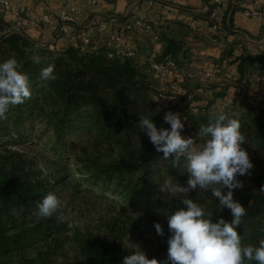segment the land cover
Wrapping results in <instances>:
<instances>
[{
	"label": "trees",
	"instance_id": "1",
	"mask_svg": "<svg viewBox=\"0 0 264 264\" xmlns=\"http://www.w3.org/2000/svg\"><path fill=\"white\" fill-rule=\"evenodd\" d=\"M9 23L0 16V63L13 57L18 61L29 76L31 98L10 107L7 119L0 120V146L26 144L38 125L37 137H50L52 154L61 158L71 153L77 156L84 168L83 180L93 191L118 196L130 205L160 206L169 216L184 207L180 202L185 198L182 194L173 196L160 191V185L170 177L186 185L188 173L183 170V162L174 167L171 158L163 159V153L155 150L139 128L140 116L152 118L160 129L170 128L164 123L166 112L180 113L182 137L203 143L197 138L199 126L219 114L210 113L197 94L165 105L166 100L157 95L156 81L134 57H111L104 49L82 50L71 42L42 44L26 31L9 30ZM189 32L187 25L176 20L156 30L163 42L158 59H172L182 66L188 57L184 36ZM34 57H39L40 63H34ZM239 58L244 72V65L256 56L245 54ZM49 65H55L58 78L42 81L40 71ZM223 114L239 120L246 137L241 147L254 165L250 175L237 177L252 190V195L234 190V200L247 209L236 230L244 244L258 245L264 239V111L232 110ZM85 139L95 147L107 144L116 149L117 159L102 162L95 158L84 144ZM17 170L21 168L0 172V264H72L66 251L69 232H74L72 238L81 264H123L120 235L113 232L112 237L102 238L73 231L63 206L62 222L55 215L41 218L37 204L49 192L54 193V182L32 180ZM188 195L205 209L206 215L212 216L213 222L221 217L232 221L230 210L221 209L210 191L197 189ZM207 196L215 200V205H208ZM250 200L253 203L248 207Z\"/></svg>",
	"mask_w": 264,
	"mask_h": 264
},
{
	"label": "crops",
	"instance_id": "2",
	"mask_svg": "<svg viewBox=\"0 0 264 264\" xmlns=\"http://www.w3.org/2000/svg\"><path fill=\"white\" fill-rule=\"evenodd\" d=\"M216 1L13 0L31 18L50 15L54 23H44L49 29H56L54 24L63 10L76 8V22L72 23L70 32L79 29L81 35H88L104 50L111 36L122 32L126 22L134 18L149 21L155 32L171 20L181 21L190 28L184 36L188 57L182 66L178 65L175 75L169 74L166 81L176 80L177 92L186 98L197 94L200 103L210 113H214L212 107L218 104L216 96L219 93L227 99L230 97V103L237 104L226 111H264V0H218L220 8L213 16L209 9L216 5ZM249 9L257 10L258 14L247 15ZM0 16L14 22V16L1 4ZM102 24L106 27L99 30ZM58 29L54 32L56 37ZM70 39L65 38V41L70 42ZM127 49L133 50L132 57L139 60L152 77L150 57L154 52L162 53L163 42L136 28L126 32L119 43V51ZM245 54L254 55L256 59L244 65L242 72L239 57Z\"/></svg>",
	"mask_w": 264,
	"mask_h": 264
},
{
	"label": "clouds",
	"instance_id": "3",
	"mask_svg": "<svg viewBox=\"0 0 264 264\" xmlns=\"http://www.w3.org/2000/svg\"><path fill=\"white\" fill-rule=\"evenodd\" d=\"M33 60L40 63L39 57ZM54 68L55 65H49L41 69L39 78L55 81L58 77ZM30 98L29 76L21 70L18 61L13 57L0 63V120L7 119L10 107L21 105ZM164 123L170 128L158 129L152 118L140 116L138 126L149 137L155 150L163 153L164 160L171 158L174 167L183 162V170L188 173L186 185L170 177L160 185V191L173 196L182 194L185 198L180 202L184 207L168 218L171 235L167 240V261L148 259L143 251L138 250L125 256L123 264H168V261L171 264H252L253 261L264 264V239L258 245L244 244L236 230L247 213L246 207L234 200V190L244 187V182L237 177L250 175L254 167L247 151L241 147L246 137L240 130L239 120L223 113L210 117L198 128L197 138L203 143H197L196 138L182 137L184 123L180 113L166 112ZM38 167L48 174L49 170L43 164ZM197 189L210 191L221 209L230 210L232 221L226 222L221 217L213 222L212 216L206 215L201 205L188 198V194ZM252 203L250 200L248 207ZM37 214L45 219L55 215L60 222L64 219L61 201L52 192L37 204ZM154 227L158 235H164L160 223H155Z\"/></svg>",
	"mask_w": 264,
	"mask_h": 264
},
{
	"label": "rangeland",
	"instance_id": "4",
	"mask_svg": "<svg viewBox=\"0 0 264 264\" xmlns=\"http://www.w3.org/2000/svg\"><path fill=\"white\" fill-rule=\"evenodd\" d=\"M27 18L28 13L23 12ZM60 20L58 18L56 29H49L42 23L39 27H32L26 30L34 39L42 44L56 42L58 45L65 43V38H71L73 34L81 32L73 30L72 25L69 32H58L57 37L54 32L60 31ZM13 23H9L10 29ZM64 38L58 40L59 38ZM57 39V41L55 40ZM71 40V39H70ZM53 46V45H52ZM170 82H165L168 84ZM205 89V88H204ZM206 92V91H205ZM183 95V94H182ZM180 92L175 93V98L165 99V105L170 101L177 103L182 96ZM220 93L216 96L218 104L213 108L214 113H222L230 106L237 105L229 102ZM231 99V98H230ZM31 136V141L26 144H9L0 146V172H10L13 168H21L18 173L25 172L30 179H43L54 182V193L60 199L61 205L67 211V220L73 231L81 235L96 234L102 238L112 237L113 232L123 238V255L128 256L134 251H143L148 259L155 258L158 261H167L168 244L167 240L171 233L168 230V218L163 207H146L142 204H126L118 196L112 194H103L99 191H93L91 186L84 182V168L78 163L77 156L74 153L70 157H57L50 151V137L44 136L38 138L39 126L37 125ZM49 143V145H48ZM84 144L89 147L92 156L102 162H111L117 159L118 152L107 144L95 147L93 144L84 140ZM48 145V146H47ZM81 151H78V155ZM43 164L48 169L45 175L38 165ZM244 183L242 192L252 195V190ZM208 205H215V200L207 196ZM209 209V208H208ZM160 223L164 229V235L156 233L154 224ZM74 232H69L70 239L66 245V251L69 262L72 264H81L78 258L76 246L73 237ZM168 264H171L168 261Z\"/></svg>",
	"mask_w": 264,
	"mask_h": 264
},
{
	"label": "built area",
	"instance_id": "5",
	"mask_svg": "<svg viewBox=\"0 0 264 264\" xmlns=\"http://www.w3.org/2000/svg\"><path fill=\"white\" fill-rule=\"evenodd\" d=\"M257 2V1H255ZM0 4L4 7V9L10 12L14 16L13 26L9 30H15L20 32H25L28 28L39 27L42 23L53 24L54 19L47 14H43L36 18H27L23 15V11L21 7L14 3L13 0H0ZM219 1H216V5L209 9L212 11V15L214 16L219 11ZM76 8L71 7L69 9H65L60 14V31L59 32H69L72 23L76 22L75 16ZM247 15H256L257 10L249 9L246 11ZM105 25L102 24L99 27V30H104ZM136 28L143 29L146 33H148L153 39L159 40L158 34L154 31L152 23L142 18H134L126 22L124 30L118 34L112 35L111 38L107 41V49L104 51L111 57H132L134 55L133 50L127 49L126 51H119V43L125 37V33L131 31ZM72 44L80 47L82 50H93L99 51L103 50L97 43H93L91 38L88 35H81V32L75 33L71 37ZM150 61L153 67L152 78L157 83V95L161 99L175 98V93L178 89V82L176 80H172L170 83L165 84L168 75L174 74L178 68V65L172 59H158V52H154ZM210 75V73H208ZM202 89L200 88V91Z\"/></svg>",
	"mask_w": 264,
	"mask_h": 264
}]
</instances>
